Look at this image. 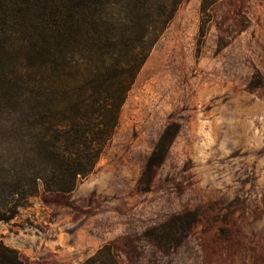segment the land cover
Listing matches in <instances>:
<instances>
[{
  "label": "rangeland",
  "instance_id": "rangeland-1",
  "mask_svg": "<svg viewBox=\"0 0 264 264\" xmlns=\"http://www.w3.org/2000/svg\"><path fill=\"white\" fill-rule=\"evenodd\" d=\"M199 4L151 48L92 173L0 220L20 264H264V0H218L203 36Z\"/></svg>",
  "mask_w": 264,
  "mask_h": 264
},
{
  "label": "trees",
  "instance_id": "trees-1",
  "mask_svg": "<svg viewBox=\"0 0 264 264\" xmlns=\"http://www.w3.org/2000/svg\"><path fill=\"white\" fill-rule=\"evenodd\" d=\"M182 1L0 0V220L16 215L37 182L66 195L92 173ZM217 2L200 0V36ZM168 140L164 131L140 184H149ZM0 264L20 262L0 244Z\"/></svg>",
  "mask_w": 264,
  "mask_h": 264
}]
</instances>
